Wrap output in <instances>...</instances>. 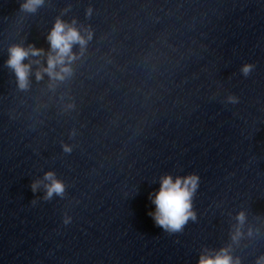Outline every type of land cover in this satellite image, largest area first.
Masks as SVG:
<instances>
[{
	"label": "clouds",
	"instance_id": "1",
	"mask_svg": "<svg viewBox=\"0 0 264 264\" xmlns=\"http://www.w3.org/2000/svg\"><path fill=\"white\" fill-rule=\"evenodd\" d=\"M43 4L44 0H24L20 7L24 12L35 13ZM92 11L91 8H88L85 15L90 17ZM92 37L93 32L90 26L78 25L76 19L66 22L57 17L46 37L49 44L47 52L43 48H37L34 44L27 46L13 44L8 48L6 66L14 73L17 87L21 91L30 88L33 76L37 81L43 80L47 76L49 88L55 89L58 82H63L73 75L72 65L84 55ZM77 46L79 50L74 51ZM39 57H46V63L42 64ZM33 65L37 66L35 70ZM253 68L254 65L246 63L240 71L247 77ZM227 102L235 104L238 102V98L229 95ZM68 107L71 108L72 105L70 104ZM63 150L70 153L72 148L65 144ZM199 179L196 174L176 176L175 178L166 174L160 178L158 190L149 193V200L155 208L153 211H149L148 215L152 217L156 226L169 234L181 233L190 220L197 219L193 208V198L199 187ZM41 188L44 191L42 197L44 201H50L54 196L63 198L66 190L64 182L57 178L54 171H47L42 179L32 182L33 193H37ZM35 202L34 200L33 203ZM71 219V216L65 214L64 224H69ZM236 219L238 223L231 236L233 243H238L244 236L242 228L246 220L245 213L243 211L238 213ZM248 235H252L251 229H249ZM198 264H241V261L239 257L232 255V246L228 245L215 251L206 249L200 254ZM256 264H264V255L257 257Z\"/></svg>",
	"mask_w": 264,
	"mask_h": 264
}]
</instances>
